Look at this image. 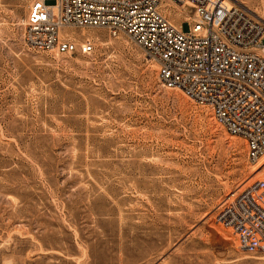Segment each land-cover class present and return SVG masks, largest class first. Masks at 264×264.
I'll list each match as a JSON object with an SVG mask.
<instances>
[{"label":"rangeland","instance_id":"374dc122","mask_svg":"<svg viewBox=\"0 0 264 264\" xmlns=\"http://www.w3.org/2000/svg\"><path fill=\"white\" fill-rule=\"evenodd\" d=\"M33 1L0 0V264L255 262L216 217L264 178L245 139L163 86L124 32L65 27L75 51L29 46ZM231 1L264 21V0Z\"/></svg>","mask_w":264,"mask_h":264},{"label":"built area","instance_id":"2783aa9c","mask_svg":"<svg viewBox=\"0 0 264 264\" xmlns=\"http://www.w3.org/2000/svg\"><path fill=\"white\" fill-rule=\"evenodd\" d=\"M178 12L183 19L172 21ZM188 22L190 28L182 29ZM65 27L124 32L156 61L161 84L181 90L231 135L245 139L252 164H264V21L231 0H34L26 41L39 50L75 51ZM87 38L83 50L90 52ZM245 185V184H244ZM243 185V186H244ZM229 193L217 220L239 248L264 264V181Z\"/></svg>","mask_w":264,"mask_h":264},{"label":"bare ground","instance_id":"6f19581e","mask_svg":"<svg viewBox=\"0 0 264 264\" xmlns=\"http://www.w3.org/2000/svg\"><path fill=\"white\" fill-rule=\"evenodd\" d=\"M65 35H66V34H65ZM234 140H235V139H234ZM261 174H262V173H261ZM259 175H260V174H259ZM260 176H261V175H260ZM260 176H259V179H256V180L264 181V178L261 179ZM257 178H258V177H257ZM251 182H253V181H251ZM249 183H250V182H249ZM249 183H248V184H249Z\"/></svg>","mask_w":264,"mask_h":264}]
</instances>
